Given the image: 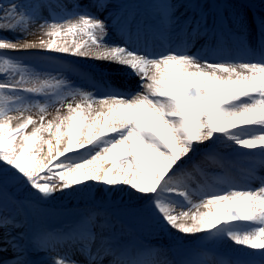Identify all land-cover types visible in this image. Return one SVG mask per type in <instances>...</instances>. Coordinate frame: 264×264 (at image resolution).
Instances as JSON below:
<instances>
[{"label":"snow or ice","instance_id":"6c2138e0","mask_svg":"<svg viewBox=\"0 0 264 264\" xmlns=\"http://www.w3.org/2000/svg\"><path fill=\"white\" fill-rule=\"evenodd\" d=\"M45 6L25 8L15 0L0 4V31L27 35L37 24L43 33L35 42L0 37V163L11 171L7 178L42 199L89 181L129 186L147 197L158 221L177 232L242 246L243 258L215 260L201 252L182 264H264V175L257 173L264 170V16L254 18L255 46L247 40V18L234 16L240 51L210 60L218 56L217 49L193 53L186 45L152 51L127 41L110 44L106 21L87 8L74 5L65 11L63 5H47L63 14L44 18L37 8ZM95 7L102 11L107 4L100 0ZM165 15L173 19L175 6H166ZM30 49L114 63L138 78L140 90L108 85L86 91L59 73L37 72L7 54ZM54 105L56 114L46 121ZM33 108L38 120L25 115ZM14 120L19 121L15 126ZM45 145L47 154L41 157ZM217 145L243 156L248 166L239 173L227 168ZM200 149L203 160L194 161L192 154ZM186 160L190 167L184 166ZM207 161L221 171L210 174L202 166ZM256 182L259 186L253 187ZM96 219L34 239L33 250L70 245L83 257L57 254L51 264H104L107 257H112L108 264H160L150 249L118 255L98 238ZM11 224L0 217V229ZM9 248L14 259L0 258V264H27L23 245L4 231L0 253Z\"/></svg>","mask_w":264,"mask_h":264},{"label":"rangeland","instance_id":"374dc122","mask_svg":"<svg viewBox=\"0 0 264 264\" xmlns=\"http://www.w3.org/2000/svg\"><path fill=\"white\" fill-rule=\"evenodd\" d=\"M95 1L92 6L95 16L105 20L106 18L100 16L104 12L108 13L107 42L111 43L109 35L111 37L117 31L122 33L118 40H113L118 44H123L124 39L121 27L123 26L128 34H135L133 31L136 24L134 20L130 22V19H138L142 12H147L153 19L152 24L155 22L158 24L157 30L159 32L169 26L171 28L174 26L173 29L178 30L179 25L183 27L186 20L191 19L189 22H193L194 13L191 12L194 7L196 9L205 7L206 12L210 14L209 16L206 15L202 26L210 28L211 22L215 21L216 18L228 15L231 17L229 28L234 31L237 30L233 24L234 16L243 15L252 25L251 11L254 10L256 13L264 15V0H207L206 3L201 0L202 6H199L201 5L199 3L196 4L200 0H180L186 4L184 8L180 5L181 3L176 4L175 0H103L107 7L102 11L95 7V4L100 0ZM8 2L9 0H0V4H7ZM15 2L25 8L41 3L45 4L44 8H37L38 15L44 18L50 15L63 14L59 8H52L47 5H63L65 11H72L74 5L85 8L84 0H15ZM173 5L175 6V17L169 20L165 15V7L167 6L171 10ZM188 5L192 8H188ZM124 17H128L126 22L123 21ZM147 17L143 16V19ZM127 22L128 24H126ZM219 24L221 23L219 22ZM188 28L190 30V27ZM215 28L217 29L218 25ZM180 29L183 30V28ZM233 33L236 34L233 35V38L238 41V32ZM33 35L34 32L30 28L27 35L14 31H0V37L11 39L14 42L17 37H19V42L32 41ZM166 35L167 33H164L162 39L157 37L158 46H160L158 51L163 50L162 47L165 48V43L169 46H176L175 42L171 43L173 37ZM250 36H254L251 31ZM128 44L130 47L140 46V43L135 42ZM197 49L198 47L194 45L191 50L197 51ZM238 52H232L230 55H237ZM7 54L20 59L37 72L52 75L59 73L68 79L74 87H80L86 91H103L108 85L120 91H132V84L134 81H136L135 84L138 81L137 77L131 79L128 75L121 76L115 71L108 70L94 59L79 56L72 58L71 56L74 55L67 53L64 54L69 57L62 55L63 53L41 50L8 51ZM2 78L0 77V79ZM55 114L56 106L49 107L45 117L46 121L52 119ZM61 114H64L63 109ZM11 115L17 114L11 113ZM25 115H32L34 119H39V114L35 108ZM12 123L15 126L19 121L14 120ZM31 127L30 125L27 131L30 132ZM43 135L47 136V133ZM228 150L231 149H225L222 145H217L216 148V151L223 157L224 165L237 173L244 170L249 161L243 156L237 155L236 152H228ZM80 151L83 152V150ZM203 151L200 149L197 153L192 154L194 161L203 160ZM223 153L226 154L223 155ZM46 154L47 146L45 145L44 151L40 155L43 157ZM184 166L190 167L191 162L186 160ZM202 166L210 174L221 171V168L211 161H207ZM257 173L264 175V170L258 168ZM10 175L9 168L0 163V177H4V179H0V217H6L12 221L6 230L0 229V235L7 231L9 238H17L24 247L22 258L27 261V264H51V257L57 254H67L74 259L82 260L83 257L70 245H61L55 251L46 252L33 250L32 243L34 239H38L47 233H67L76 230L89 217L98 218L95 220L98 238L110 243L118 255L120 253L136 255L150 249L154 253L153 258L160 261V264H182L183 261L192 259L201 252L208 253L215 260L229 261L243 258L241 257L242 246L235 245L226 238L205 240L200 235H185L158 221L147 204V197L136 193L129 186H106L89 181L86 186H75L73 189L58 191L50 198L42 199L35 194L34 190L7 178ZM257 185H259L258 182L254 183L253 187H257ZM184 210L187 209H176L177 212ZM245 251L252 252L253 250L246 249ZM1 255H6V257ZM0 258L14 259V253L9 248L7 252L0 253ZM109 259L112 257L105 258L104 264H108Z\"/></svg>","mask_w":264,"mask_h":264},{"label":"bare ground","instance_id":"6f19581e","mask_svg":"<svg viewBox=\"0 0 264 264\" xmlns=\"http://www.w3.org/2000/svg\"><path fill=\"white\" fill-rule=\"evenodd\" d=\"M176 1V4H180V5H182L183 7L182 8H184V6H186V4L185 3H182V2H180V0H175ZM84 6H85V8H87L90 12H92V13H95L94 12V10L92 9V6L94 5V3L96 2L95 0H84ZM183 4H185V5H183ZM170 10V9H169ZM133 12H135V11H133ZM227 12V11H226ZM145 13H147V12H144L143 14H145ZM108 13H106V12H104V13H102L101 14V18H106L105 19V21H106V23L108 22V15H107ZM131 17H133V16H131ZM135 18H132V19H130V20H134ZM175 20V19H174ZM254 21V20H253ZM172 22V21H171ZM249 22V21H248ZM253 23V22H252ZM254 24V23H253ZM155 25H158V24H155ZM249 25H250V27H249V30H248V33H247V36L248 35H250V31H252V29H254V31H255V26H254V28L252 27V25H251V23L249 22ZM30 29L34 32V35H33V37H32V41L33 42H35V41H37L38 39H40L41 37H42V35H43V33H42V30L37 26V24H33V25H31L30 26ZM173 30V31H172ZM171 33V35L173 34V35H176V33L177 32H175V30L174 29H171L170 27H167L166 29H164L162 32H161V35L162 34H164V33ZM218 32H226V28L225 27H223V28H221ZM120 36H122V33H119V32H115V34L113 35V36H111L110 37V35H109V39H110V44H118L117 42H114L113 40H118L119 38H120ZM159 36H160V34H159ZM43 38H45V39H47V37H43ZM211 38V37H210ZM31 41V40H30ZM188 44L189 43H187V44H185L186 46H188ZM239 47V46H238ZM201 49V51L203 52V51H205L206 49H207V47L205 46V44L204 45H202L201 47H200ZM219 48H222V46H220ZM210 49V48H209ZM30 50H38V49H30ZM222 50V49H221ZM232 50H234V49H232ZM42 51V50H41ZM229 52V51H228ZM56 53H59V52H56ZM220 53H222V52H220ZM61 54V53H60ZM62 55H64V56H68L67 54H62ZM69 57V56H68ZM72 58H77V57H75V56H71ZM213 57V56H212ZM220 57V56H219ZM86 58H88L89 59V57H86ZM92 59V58H91ZM74 60V59H73ZM94 60H96V59H94ZM97 61H99V63L100 64H102L103 66H105V68L106 69H108V70H111V71H115L116 73H118L119 75H128L129 77H131V79H134V78H136L135 76H132V75H130L129 74V70H127L126 68H123V67H121V66H119V65H116V64H114V63H110V62H108V61H104V60H96V62ZM135 82L136 81H134V84H135ZM134 84H132L133 85V87H132V92L133 93H135L136 91H139L140 89H139V87H138V84H139V80L137 81V83L134 85ZM122 91H129V90H122ZM45 138H47V136H45ZM242 151H248V150H242ZM228 152H233L232 150H228ZM224 154H226V153H223V155ZM205 163H207V162H203L202 164H205ZM246 165V164H245ZM248 165H246L245 167H247ZM257 186H259V185H257ZM234 244V243H233ZM2 257H6V255H1Z\"/></svg>","mask_w":264,"mask_h":264}]
</instances>
